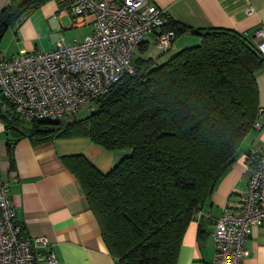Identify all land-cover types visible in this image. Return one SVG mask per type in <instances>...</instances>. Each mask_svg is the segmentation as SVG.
<instances>
[{
    "label": "trees",
    "instance_id": "trees-1",
    "mask_svg": "<svg viewBox=\"0 0 264 264\" xmlns=\"http://www.w3.org/2000/svg\"><path fill=\"white\" fill-rule=\"evenodd\" d=\"M46 1L10 0L0 11V42ZM167 28L199 42L150 67L148 59L143 69L133 59L137 73L122 76L83 117L23 120L0 94V119L15 139L87 137L108 150L130 149L107 171L82 154L64 157L116 264H177L188 224L264 118L256 82L264 56L250 34L173 19Z\"/></svg>",
    "mask_w": 264,
    "mask_h": 264
},
{
    "label": "crops",
    "instance_id": "crops-1",
    "mask_svg": "<svg viewBox=\"0 0 264 264\" xmlns=\"http://www.w3.org/2000/svg\"><path fill=\"white\" fill-rule=\"evenodd\" d=\"M10 0H0V11ZM165 9L170 19L189 28L226 27L250 34L257 43L263 40L257 31L264 27V0H150ZM64 0H48L32 11L20 24L6 29L0 42V58L21 51L52 50L60 38L66 42L81 40L94 30L88 16L73 24L68 13L59 12ZM64 19L67 23H64ZM155 33L145 35L134 52L140 67L164 61L169 54L189 46L199 37L188 31L180 33L174 50L162 53L156 49ZM196 38V39H194ZM180 47V49L178 48ZM182 47V48H181ZM143 63V66L142 64ZM148 67V68H149ZM258 104L264 109V71L256 73ZM257 121L244 138L233 164L222 175L205 198L195 218L188 224L178 253L177 264H211L215 254V220L225 211H234L238 197L246 188L249 171L243 155L251 147L264 151V118ZM11 151L8 152L7 142ZM130 149L108 150L87 137L57 138L33 143L27 136L5 129L0 119V178L10 182V200L17 219L28 234L44 235L56 258V264H116L102 238L98 221L91 211L83 187L70 171L64 157L82 154L100 170L117 164ZM245 247L248 254L242 264H264V225L252 226Z\"/></svg>",
    "mask_w": 264,
    "mask_h": 264
},
{
    "label": "built area",
    "instance_id": "built-area-1",
    "mask_svg": "<svg viewBox=\"0 0 264 264\" xmlns=\"http://www.w3.org/2000/svg\"><path fill=\"white\" fill-rule=\"evenodd\" d=\"M61 14L73 24L93 18L94 30L81 40L60 38L49 51H21L0 58V94L23 120L60 119L94 101L126 74L135 75L134 52L148 33L156 49L174 48L176 33L168 29L166 10L150 0H64ZM263 37L258 47L264 56ZM255 128L260 123H254ZM249 177L234 211H224L214 226L215 254L211 264H242L252 226L264 225V151L258 146L243 155ZM10 182L0 178V264H56L44 235H30L17 217Z\"/></svg>",
    "mask_w": 264,
    "mask_h": 264
},
{
    "label": "rangeland",
    "instance_id": "rangeland-1",
    "mask_svg": "<svg viewBox=\"0 0 264 264\" xmlns=\"http://www.w3.org/2000/svg\"><path fill=\"white\" fill-rule=\"evenodd\" d=\"M63 22H64V23H67V20L64 19ZM194 39H196V38H194ZM198 42H199V39H198V41H195V43H192V44H190V45L197 44ZM178 48L180 49V47H178ZM181 48H182V47H181ZM172 50H173V49H171L169 52H171ZM169 52H168V53H169ZM86 113H87V110H86L85 108H81V109H79V110L75 113V115L67 116L68 118L66 117V119L63 120V122H66V121L72 120V118L75 119V117H78V118L83 117V116L86 115ZM73 116H75V117H73Z\"/></svg>",
    "mask_w": 264,
    "mask_h": 264
},
{
    "label": "water",
    "instance_id": "water-1",
    "mask_svg": "<svg viewBox=\"0 0 264 264\" xmlns=\"http://www.w3.org/2000/svg\"><path fill=\"white\" fill-rule=\"evenodd\" d=\"M253 37H255V35H253Z\"/></svg>",
    "mask_w": 264,
    "mask_h": 264
}]
</instances>
